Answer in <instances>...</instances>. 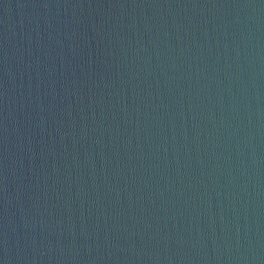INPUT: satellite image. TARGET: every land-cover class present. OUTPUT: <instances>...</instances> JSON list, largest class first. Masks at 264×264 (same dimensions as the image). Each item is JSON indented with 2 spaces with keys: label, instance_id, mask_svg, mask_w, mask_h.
<instances>
[{
  "label": "water",
  "instance_id": "1",
  "mask_svg": "<svg viewBox=\"0 0 264 264\" xmlns=\"http://www.w3.org/2000/svg\"><path fill=\"white\" fill-rule=\"evenodd\" d=\"M202 264H264V0H127Z\"/></svg>",
  "mask_w": 264,
  "mask_h": 264
}]
</instances>
